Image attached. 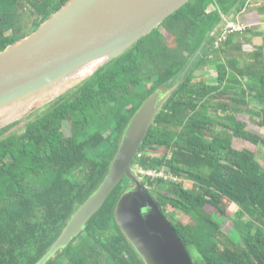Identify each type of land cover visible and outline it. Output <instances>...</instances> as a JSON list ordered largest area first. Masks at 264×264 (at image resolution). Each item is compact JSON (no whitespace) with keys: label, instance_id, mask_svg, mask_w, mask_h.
Listing matches in <instances>:
<instances>
[{"label":"trees","instance_id":"trees-1","mask_svg":"<svg viewBox=\"0 0 264 264\" xmlns=\"http://www.w3.org/2000/svg\"><path fill=\"white\" fill-rule=\"evenodd\" d=\"M69 1L0 0V51ZM245 1H219L216 8L215 0H191L36 111L21 130L11 131L25 120L0 129V264H38L48 256L69 219L103 182L132 116L153 92L177 81L133 166L173 175L142 182L194 264H264V166L254 151L233 146L237 139L264 147V136L239 118H256L264 128V46L243 64L230 48L241 51V39L258 32L233 33L217 48L205 46L221 20L219 10L228 13ZM210 67L217 70L216 82L198 74ZM130 185L122 180L83 232L43 264H144L114 215ZM229 207L235 220L226 234Z\"/></svg>","mask_w":264,"mask_h":264},{"label":"water","instance_id":"water-1","mask_svg":"<svg viewBox=\"0 0 264 264\" xmlns=\"http://www.w3.org/2000/svg\"><path fill=\"white\" fill-rule=\"evenodd\" d=\"M190 1L70 0L37 30L0 51V129L46 107L93 76ZM224 18L235 17L221 16L205 42L206 49L214 46ZM99 61L90 75L54 95L63 82ZM178 83L155 91L141 104L124 131L103 182L69 219L48 256L78 236L126 178L132 185L116 204L115 220L144 264H194L176 229L132 169L157 114ZM31 101L32 106L13 117L16 108Z\"/></svg>","mask_w":264,"mask_h":264},{"label":"crops","instance_id":"crops-1","mask_svg":"<svg viewBox=\"0 0 264 264\" xmlns=\"http://www.w3.org/2000/svg\"><path fill=\"white\" fill-rule=\"evenodd\" d=\"M219 1L224 3L225 0H215L216 8L219 4ZM237 8H232V10H230L228 13H224L219 9L218 10L220 11V16L226 17L231 14V16L235 17L237 21L244 22L243 20L239 19V17L242 18L243 15H250L253 17V20H249L247 22H264V0H246L243 7L239 9ZM251 30L253 32H258V34H246V38L241 39V51L236 49V47L230 48L232 51L231 55L235 56L236 59H239L242 64L244 62H249V60H245L244 57L248 58L250 55L253 56V53L256 52L258 48L264 46V24L253 27Z\"/></svg>","mask_w":264,"mask_h":264},{"label":"rangeland","instance_id":"rangeland-1","mask_svg":"<svg viewBox=\"0 0 264 264\" xmlns=\"http://www.w3.org/2000/svg\"><path fill=\"white\" fill-rule=\"evenodd\" d=\"M239 19L243 20L244 22H247L249 20H253V17L250 16V15H243L242 18L239 17ZM198 74H200V76L202 75V77L207 78V80L209 82H216L217 70L215 69V67H210L207 70L205 69L204 71H199ZM69 91H71V90H69ZM63 95L64 94H62V96ZM43 110H45V107L40 108L38 111L41 112ZM34 114H35V112H33L32 114H30L29 116L24 117L22 120H25V121H23L22 123H20L19 125H17L11 131L21 130L22 127L27 122L26 119L27 118H30V116L31 115H34ZM239 118H242V119L245 120V122L248 125L247 126V129L251 130L252 132L259 133L261 136H264V128H262L259 125H257L258 119H256V118H249L247 115H242V114L239 116ZM233 146L235 148H239V149H241V148H247V149H250V150L254 151L256 153V157L258 158L259 162L264 166V147L263 146L257 147V146H255V145H253V144H251V143H249L247 141L237 140V139H234ZM132 169H133V171L135 173V168L132 167ZM185 185H186V188L189 187L188 182H186ZM228 212L230 213V215H229L230 217L225 219L224 224L222 226V229H223V231L226 234H228L229 232H231V230L234 228V225H233V222L232 221L235 220V217H234L235 211L232 209V207H229ZM243 219H247V217H244ZM181 220L184 223H188L189 222V220L187 218H185V217L181 218ZM241 226H243V225H241Z\"/></svg>","mask_w":264,"mask_h":264},{"label":"built area","instance_id":"built-area-1","mask_svg":"<svg viewBox=\"0 0 264 264\" xmlns=\"http://www.w3.org/2000/svg\"><path fill=\"white\" fill-rule=\"evenodd\" d=\"M261 24H264V22L261 21H255V22H241L234 19H227L224 18V23L222 26V30L219 34V37L214 43L213 48H217L220 43L223 41H226L228 37L233 33H244L249 29H252L253 27L259 26ZM143 156V152H138L136 158H141ZM135 168V174L137 177H139L141 180L144 178H160L168 181L170 178H172L173 175L167 173L163 169L158 168H145L140 164H136L133 166Z\"/></svg>","mask_w":264,"mask_h":264},{"label":"bare ground","instance_id":"bare-ground-1","mask_svg":"<svg viewBox=\"0 0 264 264\" xmlns=\"http://www.w3.org/2000/svg\"><path fill=\"white\" fill-rule=\"evenodd\" d=\"M101 63V61L99 62H94L90 65H87L86 67H84L83 69H81L76 75H74L71 79L67 80L65 83L63 82V84L61 86H59L58 88H56L54 90V95L57 94L60 90H63L69 83H73L76 81H79L83 78H85L86 76L90 75L94 69ZM33 105V101L29 102L28 104H25L23 106H20L19 108H16L15 114L13 117H17L20 114H22L29 106ZM27 106V107H26ZM26 107V108H24ZM23 108V109H22ZM18 111V112H17Z\"/></svg>","mask_w":264,"mask_h":264},{"label":"flooded vegetation","instance_id":"flooded-vegetation-1","mask_svg":"<svg viewBox=\"0 0 264 264\" xmlns=\"http://www.w3.org/2000/svg\"><path fill=\"white\" fill-rule=\"evenodd\" d=\"M151 86H152V83H149V85H148L146 88L151 87ZM153 93H154V92H153ZM130 186H131V185H130ZM117 202H118V201H117ZM114 213H115V212H114ZM82 232H83V231H82ZM82 232H81V233H82ZM81 233H80V234H81ZM80 234H79V235H80ZM52 246H53V245H52Z\"/></svg>","mask_w":264,"mask_h":264}]
</instances>
